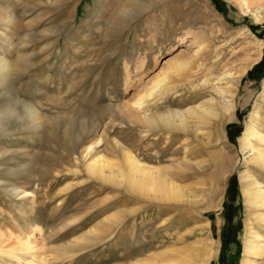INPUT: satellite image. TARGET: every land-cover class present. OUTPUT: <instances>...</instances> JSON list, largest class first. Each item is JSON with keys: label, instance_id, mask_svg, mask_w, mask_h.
Masks as SVG:
<instances>
[{"label": "rangeland", "instance_id": "374dc122", "mask_svg": "<svg viewBox=\"0 0 264 264\" xmlns=\"http://www.w3.org/2000/svg\"><path fill=\"white\" fill-rule=\"evenodd\" d=\"M152 1L0 0V14L11 15L0 21V106L17 116L0 137V264H133L167 248H186L194 264L209 254L208 264H241L239 138L256 111L264 132V17L242 14L235 0ZM191 39L211 61L172 82L177 90L158 107L185 110L211 96L233 101L231 118L192 121L197 138L190 129L152 131L128 107L170 60L194 54ZM240 69L225 101L211 85L196 88ZM98 140L96 150L121 166L115 143L146 164L170 166L186 201L87 178L73 160ZM246 168L264 187V171Z\"/></svg>", "mask_w": 264, "mask_h": 264}, {"label": "bare ground", "instance_id": "6f19581e", "mask_svg": "<svg viewBox=\"0 0 264 264\" xmlns=\"http://www.w3.org/2000/svg\"><path fill=\"white\" fill-rule=\"evenodd\" d=\"M235 2L242 14L252 16L256 21L263 19L264 7L261 8V6H264V0H235ZM254 6H260V8L255 9ZM10 20V14H0V21L9 23ZM190 46L196 48L194 54L170 60L143 93L137 96L128 107L131 113H136L135 119L147 125L152 131H163L170 134L173 131L185 132L190 129L197 138V124L208 122L211 118L217 119L221 114H224L223 119L225 121L231 118V112L234 107L233 101L217 103L215 98L211 96L200 104L188 107L185 110L158 107V102H161L166 97V94L177 90L176 86L172 85V82L183 76L189 78L191 72L193 73L195 69L204 67V64L212 58V55L207 56L204 53L205 47L198 43L197 40L191 39ZM3 63L0 59V70L3 68ZM216 64L219 63L217 62ZM244 73V69H240L238 74L225 71L222 76L215 77L214 80H210V78L203 79L196 88L199 87L205 90L211 85V91L225 101L224 99L229 94L228 88L232 84L237 83ZM209 74H212L211 71H209ZM223 80H226L225 87H221ZM118 108L119 106L115 107V109ZM14 115L17 117L11 104L0 106V137L8 134L5 121ZM28 115L35 121L33 118L36 116L34 110L28 108ZM251 115V118L244 123L243 134L239 138V150L243 158L240 168L243 169L239 171L238 177L244 199L245 226L247 229L242 242L243 255L241 264H264V261L259 262L260 259L264 260V237L255 232L253 228L254 225H257L264 231V187H262L261 182L254 173L246 168L248 164H251L264 171V132L258 129V123L261 121L260 113L256 111ZM16 119L18 120V118ZM192 121L197 124L195 123L194 126L190 127L189 124ZM98 143H100V140L90 143L82 150H79L80 157H74L75 159L73 160L77 166L84 164V174L87 178L99 180L105 184L124 185L137 195L146 196L160 202H178L185 199V194L180 184L172 180L166 172L170 166L146 164L128 148L115 143L122 161L123 166H121V163H118L119 161L106 156L102 152H98L96 150ZM203 144L210 146V139L206 137ZM74 172L79 173L77 169H74ZM14 192L17 194L19 192L18 188H15ZM114 218H116V214L109 215L104 219V222L110 223ZM80 240H82V237L77 238L76 242ZM208 241L210 245L217 244L213 239ZM208 247L209 251L213 250L210 246ZM185 250L186 248H167L133 264H194L192 252L188 254ZM210 257L211 255L209 254L203 264H208ZM26 264L33 263L26 262Z\"/></svg>", "mask_w": 264, "mask_h": 264}]
</instances>
